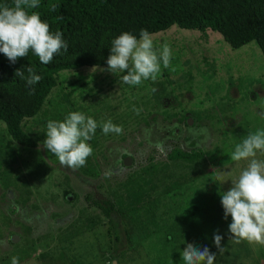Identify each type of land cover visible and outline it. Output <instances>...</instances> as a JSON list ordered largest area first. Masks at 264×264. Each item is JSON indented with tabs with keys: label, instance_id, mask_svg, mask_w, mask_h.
<instances>
[{
	"label": "rangeland",
	"instance_id": "374dc122",
	"mask_svg": "<svg viewBox=\"0 0 264 264\" xmlns=\"http://www.w3.org/2000/svg\"><path fill=\"white\" fill-rule=\"evenodd\" d=\"M151 36L157 52L167 43L172 53L155 81L129 86L120 80L126 73L108 66L60 72L40 113L23 122L34 149L14 142L0 122V264L14 256L19 264H184L187 244L215 253L213 264L264 252V245L229 238L231 217L224 218L220 195L247 164L230 159L235 146L264 130L260 47L233 49L217 32L178 26ZM71 112L98 124L87 142L92 155L75 169L40 146L47 122ZM108 120L122 134H103ZM178 147L202 150L205 162L169 160ZM143 181H150L146 199L127 218L113 210L110 222L96 206L116 203Z\"/></svg>",
	"mask_w": 264,
	"mask_h": 264
},
{
	"label": "trees",
	"instance_id": "16d2710c",
	"mask_svg": "<svg viewBox=\"0 0 264 264\" xmlns=\"http://www.w3.org/2000/svg\"><path fill=\"white\" fill-rule=\"evenodd\" d=\"M4 4L13 6L12 0H0V5ZM29 12L38 13L49 24L50 32L60 31L68 43L67 52L61 50L48 65L41 64L31 52L15 64L0 53V122L6 124L14 142L31 149L38 144L25 131L23 122L40 113L59 73L108 66L111 42L123 32L139 38L141 29L151 35L173 26L203 33L210 30L221 34L233 49L256 42L264 55V0H40L39 7ZM30 66L42 77L34 92L15 77L17 69ZM169 160L200 166L206 154L178 147ZM149 185L150 181L138 182L116 203L95 204L110 222H114L113 210L125 219L128 212L143 204Z\"/></svg>",
	"mask_w": 264,
	"mask_h": 264
},
{
	"label": "clouds",
	"instance_id": "9594fccd",
	"mask_svg": "<svg viewBox=\"0 0 264 264\" xmlns=\"http://www.w3.org/2000/svg\"><path fill=\"white\" fill-rule=\"evenodd\" d=\"M13 6L0 5V53L15 64L31 52L39 62L48 65L54 56L68 50V43L60 31L50 32L47 22L41 20L30 9L39 7L40 0H12ZM55 11V6L52 7ZM107 58L108 72L126 73L120 77L122 83L138 86L143 81H155L163 68L171 61V48L165 43L159 52L155 50L151 34L141 29L139 38L123 32L111 42ZM27 73V75H25ZM15 77L24 81L26 87L34 92V86L42 79L33 66L17 69ZM156 89H153L155 92ZM139 114V109H133ZM105 135L122 134L123 128L111 120L102 124ZM46 138L41 147L53 154L61 166L68 168L84 167L93 149L87 143L95 135L98 124L81 112L69 113L63 121L50 120L46 125ZM257 153L264 154V130L250 133L235 146L230 156L234 162L246 161V166L238 178L231 182V188L220 193L224 218L231 217L228 225L229 238L239 244L246 241L250 245H264V160L256 159ZM218 251H223L221 235L214 234ZM215 253L207 247L200 249L193 244L181 252L184 264H213ZM11 264H19L18 257H12Z\"/></svg>",
	"mask_w": 264,
	"mask_h": 264
},
{
	"label": "crops",
	"instance_id": "0c3cea01",
	"mask_svg": "<svg viewBox=\"0 0 264 264\" xmlns=\"http://www.w3.org/2000/svg\"><path fill=\"white\" fill-rule=\"evenodd\" d=\"M237 264H264V252L252 250L245 256L242 254L238 257Z\"/></svg>",
	"mask_w": 264,
	"mask_h": 264
},
{
	"label": "water",
	"instance_id": "95a60500",
	"mask_svg": "<svg viewBox=\"0 0 264 264\" xmlns=\"http://www.w3.org/2000/svg\"><path fill=\"white\" fill-rule=\"evenodd\" d=\"M124 164H125L126 166H129V165L131 164V159L126 158ZM12 241H13V242H17V241H18V238H17L16 236H13V237H12Z\"/></svg>",
	"mask_w": 264,
	"mask_h": 264
}]
</instances>
